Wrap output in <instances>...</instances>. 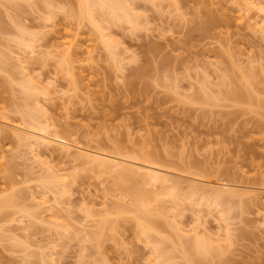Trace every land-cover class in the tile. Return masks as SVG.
I'll list each match as a JSON object with an SVG mask.
<instances>
[{"label": "rangeland", "instance_id": "obj_1", "mask_svg": "<svg viewBox=\"0 0 264 264\" xmlns=\"http://www.w3.org/2000/svg\"><path fill=\"white\" fill-rule=\"evenodd\" d=\"M124 2L130 20L94 24L80 0H0V264H264V0ZM32 120L181 184L121 183L1 125Z\"/></svg>", "mask_w": 264, "mask_h": 264}, {"label": "bare ground", "instance_id": "obj_2", "mask_svg": "<svg viewBox=\"0 0 264 264\" xmlns=\"http://www.w3.org/2000/svg\"><path fill=\"white\" fill-rule=\"evenodd\" d=\"M126 2V1H125ZM125 2H124V0H80V7H79V5H78V17L80 16V19L82 18V19H88V20H90L92 23H94V24H97L96 22V20H95V14H94V9L96 10V9H99V11L100 10H105V12H104V15L106 14V11H107V14L108 15H106V16H108V18H109V20L108 21H111V23L114 21V20H121V19H128V20H130V14L128 13L129 12V9H128V7L125 5ZM251 5H253V4H251ZM80 10V11H79ZM101 13H102V11H101ZM132 13V12H131ZM103 16V15H102ZM105 19H106V17H105ZM87 20V21H88ZM105 21V20H104ZM122 21V20H121ZM127 21V20H126ZM124 22V21H123ZM110 23V22H109ZM132 24V23H131ZM99 27H100V25H99ZM101 30H103V29H101ZM104 32H105V30H103ZM103 32V33H104ZM106 33V32H105ZM105 33L104 34H102V36H103V38H107V35H105ZM110 39V38H109ZM106 40H108V39H106ZM104 41V40H103ZM108 42V41H107ZM24 44V43H23ZM30 44V43H29ZM29 44H27V41H26V44H25V46H26V48L27 49H29V50H31L32 48H31V46H29ZM65 44V43H64ZM109 44V43H108ZM111 44V43H110ZM110 44H109V46H110ZM66 45H67V47L68 48H66V49H64V51L65 50H67V51H69L70 52V49H71V47H73V45H74V42H73V39L71 40V41H68V42H66ZM66 45L64 46V47H66ZM106 45V44H105ZM26 49V50H27ZM29 50H28V52H29ZM21 64V63H20ZM26 72V71H25ZM29 76V75H28ZM27 76L25 75V78H26ZM28 78V77H27ZM27 80V79H26ZM25 80V81H26ZM30 80V79H29ZM34 83V82H33ZM25 84V83H24ZM27 84H28V82H27ZM30 85V84H29ZM30 90H36V88H34V87H31V88H29ZM27 93V92H26ZM29 93V92H28ZM36 94H38L37 92H36ZM35 106L36 107H38V104L36 105L35 104ZM40 110H41V107L39 108ZM40 110L38 111V112H40ZM35 111V110H34ZM36 113H37V111H36ZM40 113H42V115H44L46 118L48 117L47 116V113L45 112V110H44V112H43V107H42V111L40 112ZM30 120H31V118H30ZM33 120H34V118H33ZM32 120V122L34 123L35 122V124H31V126L29 127L28 126V130H25L24 129V127H20V126H15V125H12L13 123H11V124H8V123H3V124H1V125H4V126H6L7 127V129L9 128V133H10V131L12 132V134H14V136L18 139V141L20 140V141H22V142H25V143H28V144H30L33 148H35V150H37V149H39V148H44L43 150H45V149H49V148H52V147H59V149H57L58 151H61L62 152V154H64V156L65 155H67V156H69V158H72V156L71 155H74V161L75 162H77V161H81V162H83L84 163V165H90L91 167L93 166V169L95 170V167L96 168H98V169H102V170H104V172L106 171V173L108 172L109 174L110 173H115L117 176V180L118 181H120L121 183L123 182V179H124V177L126 176V178H127V182H129L128 180L130 179V177L132 178V180L131 181H134L135 180V178L136 177H141V179L143 180V181H145V182H148V183H146V184H160L161 183V185L162 186H165V188L169 185V188L167 189L168 190V192L169 191H172V190H174L175 189V191H177V187H179L178 185L179 184H181V182L179 183V184H177L176 182H174L173 180H171V178H169V175H168V172L166 173H163V170H162V172L160 171V170H156V166H158V165H156L155 166V162H153V159L152 158H150V157H148V158H146V160L144 159V165L143 164H140L139 163V165H134V163L132 162V164H131V162L130 163H126V162H124V160H122L121 161V159H120V157H119V159L118 158H112V156L110 157V156H108L107 154H103V152L101 153L99 150V152H97V151H93V150H89L88 148H82L81 146L79 147V146H76V145H74L73 143L71 144V143H69L67 140H65L64 139V137L62 138L61 137V135H60V137L58 136V134L56 135V136H51V134H49V131H48V129L50 130V128L52 127L50 124H47V123H49V122H47L46 121V126H43L44 124H42V122L41 123H39V120L37 121V124H36V121H33ZM8 122V121H7ZM10 123V122H9ZM33 125V126H32ZM51 126V127H50ZM50 127V128H49ZM2 128H4V127H2ZM7 129H5V130H7ZM2 131H4V129L2 130ZM2 131H1V133H2ZM8 131V130H7ZM4 132H6V131H4ZM53 134L55 135V133L53 132ZM29 145V146H30ZM33 150V149H32ZM33 152H34V150H33ZM36 152V151H35ZM49 153V152H48ZM36 156V155H35ZM41 157V156H40ZM39 157V158H40ZM35 158H37V157H35ZM72 158V159H73ZM38 160V159H37ZM77 160V161H76ZM135 162V161H134ZM138 162V161H137ZM140 162H142V161H140ZM44 163L45 162H43L42 164V166H44L45 167V165H46V163H45V165H44ZM143 163V162H142ZM37 164V163H36ZM40 164H41V160H40ZM126 165V166H125ZM129 166V167H128ZM134 167V168H133ZM42 168V167H41ZM46 169L48 168V166L47 167H45ZM45 168H44V170H45ZM42 170H43V168H42ZM173 175V174H172ZM50 176H51V174H50ZM59 177V179H57V180H60V181H64V183H65V178L63 179H60V176H58ZM175 177V176H174ZM179 177V176H178ZM177 177V178H178ZM122 178V179H121ZM43 180V179H42ZM122 180V181H121ZM126 180V179H125ZM188 180V179H187ZM59 181V182H60ZM195 181V180H194ZM51 182V181H50ZM145 182H143V184L145 183ZM198 182V181H197ZM46 183H48V182H45V184ZM54 183V180H53V182H52V184ZM57 183V182H56ZM196 183V182H195ZM206 183V182H205ZM51 184V183H50ZM142 184V183H141ZM201 184V183H200ZM53 185H55V188H56V184H53ZM60 185V184H59ZM192 185H194V184H192ZM207 185V184H206ZM210 185V184H209ZM208 185V186H209ZM216 185V184H215ZM57 186H58V184H57ZM63 186V185H62ZM153 186V185H152ZM223 186H224V184H223ZM223 186L222 187H211V185H210V191L212 192V194H213V198H212V200L211 201H213L215 204H216V207L217 206H221L222 205V194H223V192H226V190L223 188ZM59 187V186H58ZM58 187H57V189H58ZM199 187V186H198ZM60 188H62L61 186H60ZM63 188H64V186H63ZM230 188V187H229ZM169 189H171V190H169ZM203 189H206V188H203ZM243 189V188H242ZM241 189V190H242ZM251 189V188H250ZM164 190H166V189H164ZM179 190L180 189H178V192H179ZM195 190V189H194ZM202 190V188H197V191H201ZM237 190H239V189H237ZM175 191H172V194H174L175 195ZM196 191V190H195ZM194 191V192H195ZM65 192V190H62V192L60 191L59 193H64ZM178 192H177V194H178ZM209 192V191H208ZM242 192V191H241ZM195 193H197V192H195ZM244 192H242L241 194H243ZM247 193H249V194H251V192H247ZM136 194V196H138L137 195V193H135ZM134 194V195H135ZM191 194H193V192L191 193ZM209 194V193H208ZM225 194V193H224ZM241 194H239L238 193V196H244V195H246V193L245 194H243V195H241ZM170 195V194H169ZM198 195V194H197ZM135 196V197H136ZM190 196V195H189ZM196 196V195H195ZM194 195H193V197H195ZM237 196V197H238ZM134 197V199H135V207L137 208V213H140L141 211H143L142 210V208L143 207H146L145 205H143L142 203H140V201L142 202V199L141 198H139V197H137V199H139V202H138V200H136V198ZM177 197V196H176ZM196 197H198V196H196ZM204 196H202V199H206L205 197L203 198ZM195 199V198H194ZM201 202V201H200ZM223 202H224V200H223ZM144 203V202H143ZM204 203H206L205 201H204ZM45 204V203H44ZM46 204H48L47 202H46ZM136 204H137V206H136ZM145 204V203H144ZM53 206V205H52ZM49 207H50V205H49ZM48 211L49 212H51V210H49L48 209ZM149 212V211H148ZM144 214V213H143ZM139 215H141V214H139ZM143 217H145V215L143 216ZM143 217H142V220H144L145 219V222L144 221H142V220H140L139 221V225H140V227L142 228V232H143V234L144 233H149L150 231H153L152 229H151V226H147V224L149 225V221H148V219L147 218H144L143 219ZM139 218H141V217H139ZM140 222H142V223H140ZM153 222V221H152ZM152 222H150V225H152ZM145 223H147L146 224V227L145 226H143V225H145ZM143 227H144V229H143ZM144 230V231H143ZM200 231H198V233H199ZM231 232H230V229L228 230V232H227V235H226V237L227 238H231V234H230ZM147 234H145V235H147ZM202 236H203V234H201ZM199 236V234L197 235L196 234V236H195V238H194V242H193V244L192 245H194L196 248H197V250L198 249H202V250H204V251H207L206 249V247H208V252L210 253L211 252V247H212V244H210L209 245V243H211V242H208V241H206V240H204L205 239V237H198ZM183 240V239H182ZM209 240V239H208ZM210 241V240H209ZM182 242V241H181ZM207 242H208V244H207ZM217 242V241H216ZM190 243H192V242H190ZM219 244H220V242H219ZM181 245V244H180ZM182 245L184 246L185 244H183V242H182ZM181 245V246H182ZM232 246V245H231ZM188 247V246H187ZM193 247V246H192ZM214 247V246H213ZM30 248V246L28 247V248H26V249H29ZM182 248V247H181ZM186 247L184 246V249H185ZM183 249V248H182ZM190 250H192L191 248H189ZM189 249H186L185 251H189V252H191ZM217 249H221V248H216V251H217ZM214 250H215V247H214ZM218 250V251H219ZM184 251V250H183ZM185 252V258L187 259V261L189 262V264H196L194 261H196V259H193V256L189 253V252ZM194 252L195 251H193V254H194ZM198 252V251H197ZM212 252H214L213 250H212ZM219 253V252H218ZM221 253V252H220ZM183 255V254H182ZM213 255V254H212ZM192 256V257H191ZM198 256V255H197ZM220 256V255H219ZM199 258V257H198Z\"/></svg>", "mask_w": 264, "mask_h": 264}]
</instances>
